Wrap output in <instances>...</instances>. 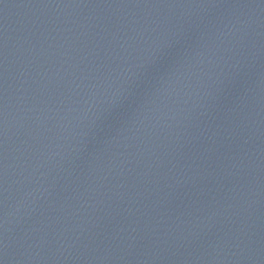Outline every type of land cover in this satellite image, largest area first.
Segmentation results:
<instances>
[{
  "label": "water",
  "instance_id": "water-1",
  "mask_svg": "<svg viewBox=\"0 0 264 264\" xmlns=\"http://www.w3.org/2000/svg\"><path fill=\"white\" fill-rule=\"evenodd\" d=\"M0 264H264V0H0Z\"/></svg>",
  "mask_w": 264,
  "mask_h": 264
}]
</instances>
